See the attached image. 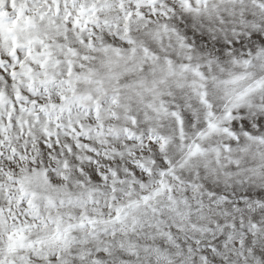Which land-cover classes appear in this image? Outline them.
<instances>
[{"label": "clouds", "instance_id": "clouds-1", "mask_svg": "<svg viewBox=\"0 0 264 264\" xmlns=\"http://www.w3.org/2000/svg\"><path fill=\"white\" fill-rule=\"evenodd\" d=\"M0 264H264V0H0Z\"/></svg>", "mask_w": 264, "mask_h": 264}]
</instances>
